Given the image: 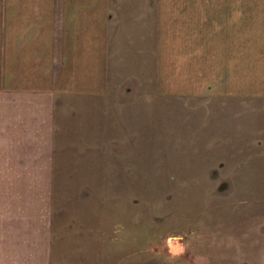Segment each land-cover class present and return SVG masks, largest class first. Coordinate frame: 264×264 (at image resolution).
Wrapping results in <instances>:
<instances>
[{
	"label": "crops",
	"instance_id": "1",
	"mask_svg": "<svg viewBox=\"0 0 264 264\" xmlns=\"http://www.w3.org/2000/svg\"><path fill=\"white\" fill-rule=\"evenodd\" d=\"M196 94L264 99V0H0V264H132L137 146Z\"/></svg>",
	"mask_w": 264,
	"mask_h": 264
},
{
	"label": "rangeland",
	"instance_id": "2",
	"mask_svg": "<svg viewBox=\"0 0 264 264\" xmlns=\"http://www.w3.org/2000/svg\"><path fill=\"white\" fill-rule=\"evenodd\" d=\"M159 102L168 105L156 115L166 126L161 139L137 146L131 263L264 264V176L248 160L264 158V144L249 143L250 109L264 99L196 94ZM258 116L264 132V112Z\"/></svg>",
	"mask_w": 264,
	"mask_h": 264
},
{
	"label": "clouds",
	"instance_id": "3",
	"mask_svg": "<svg viewBox=\"0 0 264 264\" xmlns=\"http://www.w3.org/2000/svg\"><path fill=\"white\" fill-rule=\"evenodd\" d=\"M176 251H180V250H182V249H175Z\"/></svg>",
	"mask_w": 264,
	"mask_h": 264
}]
</instances>
